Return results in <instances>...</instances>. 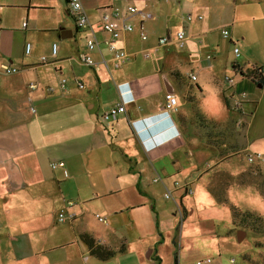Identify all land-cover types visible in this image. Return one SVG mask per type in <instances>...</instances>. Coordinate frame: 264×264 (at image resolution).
I'll list each match as a JSON object with an SVG mask.
<instances>
[{
	"label": "crops",
	"instance_id": "crops-1",
	"mask_svg": "<svg viewBox=\"0 0 264 264\" xmlns=\"http://www.w3.org/2000/svg\"><path fill=\"white\" fill-rule=\"evenodd\" d=\"M64 1L67 17L43 26L35 22L33 15L34 10L44 9L36 5L45 4L34 0H0V264H161L152 249L147 261L137 257L133 262L124 253L118 254L124 248L119 252L105 236H99L89 228L82 220L85 214L79 202L69 199L74 204L66 207L71 190L76 187L78 193L81 181L86 179L93 188V195L97 196V177L111 174L117 181L128 180L124 185L120 184L121 188H130L143 176L168 179L177 174L187 175L190 166L185 163L200 157L203 148L208 151V159L216 158L214 148L218 147L207 148L206 142L212 135L211 140H215V132L219 130L225 143L230 139L240 146L241 142L240 150L249 151L247 129L241 131L242 141L240 136L236 138L232 131L225 129L232 119L242 120V110L251 102L246 100L241 108L230 109L226 100L231 102L233 86H223L217 77L216 91L211 95L204 93L203 85L197 82L198 77L194 82L188 78L190 73L196 76L197 73L193 68L183 69L184 64L191 66L189 57L184 56L191 55V50L180 52L186 48L189 39L186 31L183 48L177 46L176 36L174 38L167 31L165 36L170 37L167 45L133 49L126 42L129 33L137 31L139 36V22L134 20V30L123 32L115 40L130 58L121 63L114 60L105 42L110 36L99 27L102 10L112 6L125 9L128 4H135L140 11L153 9V16L143 22L145 30L147 22L159 16L162 22L167 19L155 4L156 0H80L91 23L86 30L76 28ZM208 4L209 0H197L191 10L195 16L186 17L187 22H198L195 29L199 34L209 30L206 24L200 23L201 12ZM223 9L228 14L224 26L230 28L231 34L250 52V47L253 49L264 37V0H223ZM58 27L62 29L61 35L71 31L72 35L68 36L71 37L74 32H83L89 33L86 40L95 38L97 41V46L90 51L92 66L81 60L88 49L85 47L82 52L78 49L80 61L93 74L86 91L85 83L77 76L73 77L72 85L67 80L63 83L56 80L70 56L64 52L59 56V46L56 56H52L51 46L55 40L47 54L33 53V47L29 55L24 52L32 32L49 30L58 34ZM19 39L21 52H17ZM148 39L149 35L146 40H141ZM229 39L233 41V36ZM43 56L46 60H42ZM138 56L147 60L145 64L137 63ZM242 59L239 65L243 68L247 63L260 66L253 55H245ZM224 61L221 56L207 55L201 68H215ZM5 65L18 70L7 73ZM238 75L236 93L246 92V98L257 104L249 95L264 84L259 86ZM33 82L36 87L31 89L28 85ZM46 86H52L53 90L47 91ZM126 91L125 98L133 96L126 111L116 120H102L100 115L119 104L121 94ZM166 92L177 98V107L170 110V118L162 114L169 115L165 112ZM97 106L103 109L99 115L93 112ZM133 121H138L135 127L142 131L146 140L149 138V144L158 146L156 149L147 151L144 148ZM59 161L64 167H51V163ZM189 194H193V190ZM62 208L73 214L65 222L57 220ZM99 217L101 223L108 222ZM83 232L114 249V256L107 260L92 256L79 238Z\"/></svg>",
	"mask_w": 264,
	"mask_h": 264
},
{
	"label": "rangeland",
	"instance_id": "rangeland-1",
	"mask_svg": "<svg viewBox=\"0 0 264 264\" xmlns=\"http://www.w3.org/2000/svg\"><path fill=\"white\" fill-rule=\"evenodd\" d=\"M34 2L45 4L36 5L44 9L34 10L33 18L35 17L38 24L45 26L51 21L59 22L67 17L64 0ZM196 3L197 0H156L155 4L167 19L162 22L159 16L145 24V32L149 35L147 41L142 42L137 31H134L127 35L126 44L133 49L156 46L158 38L165 36L167 31L175 38L179 30L185 29L189 39L186 41V48L180 52L189 53L191 50V55H184L189 57L191 66L184 64L183 69H194L198 77L197 82L203 85L206 94L215 93L217 77L223 86L228 85L224 80L225 76H232L238 81L239 70L234 71L233 64L239 65L245 55L255 57L262 66L264 75V37H261L253 49L250 47V52L245 50L240 44L241 40L231 34L230 28L224 26L228 14L223 9V0H209L206 10L201 12L203 19L200 22L206 24L209 30L206 34H199L195 29L198 22L186 20L190 14L195 16L191 10ZM70 24L74 30L72 21ZM223 28L229 31V37L233 36L234 42L222 35ZM58 32L55 34L49 30L35 31L28 42L33 45V53L47 54V49H50L52 41L55 40L59 46V56L63 52L70 56L64 63L63 70L58 72L56 80H67V83L72 85L73 77L77 76L85 83L86 91L93 74L80 61L78 49L82 52L87 48L85 37H88L89 33L74 32L71 37H62L60 27ZM161 34L163 36H160ZM235 47L239 50V56L234 53ZM21 48L22 42L19 39L17 52H21ZM207 55L221 56L225 61L215 68L202 69ZM146 61L141 56L137 57V63L145 64ZM239 68L247 69L240 65ZM249 97L255 98L257 104H252V100L245 97L244 100L251 103L245 105L246 101L242 102L241 106L245 105L241 113L242 120L232 119L225 129L232 131L236 138L242 134L241 131L247 129L249 151L240 150V141V146L232 143L230 139L225 143L219 135V130L215 132V140H211L212 135L208 143L206 142L207 148L218 147L214 148L216 158L208 159V151L203 148L200 157L191 158L185 163L190 166L187 175L177 174L168 179L143 176L130 188H121L120 184L124 185L128 181L124 178L117 181L112 174L98 176L97 196L93 195V188L83 179L82 185L79 184L81 189H78V193L75 187L67 200L79 202L85 214L82 220L87 222L89 228L99 236H105L107 242L119 252L124 248L118 254L124 253L133 262L137 257L147 261L148 252L152 249L161 259V264H174L175 257L178 264H197V261L207 259H211V263L204 264H264V234H258L240 225L235 226L228 205L218 203L215 199V196L219 195L228 203L264 220V165L249 163L246 159V154L251 152L264 155V87L256 89ZM93 112L99 115L103 109L97 106ZM249 114H253L252 118ZM240 139L242 141L243 138L240 136ZM231 140L233 141V137ZM184 185L193 190V194L183 191ZM98 216L106 218L108 222L101 223ZM115 218L116 221L113 222ZM238 231H244V234L240 233V241L237 238Z\"/></svg>",
	"mask_w": 264,
	"mask_h": 264
},
{
	"label": "built area",
	"instance_id": "built-area-1",
	"mask_svg": "<svg viewBox=\"0 0 264 264\" xmlns=\"http://www.w3.org/2000/svg\"><path fill=\"white\" fill-rule=\"evenodd\" d=\"M67 2V7L69 10V13L74 19V23L77 29L79 30H86L91 26V23L85 14L81 1L80 0H66ZM153 12H155L153 9L147 10V11H140L138 7L135 4H128L125 9H122L119 6H112V7H106L105 9L102 10L100 21H99V27L100 29L107 33L110 36V39L105 41L109 47V49L112 51L114 60L117 63H121L125 60H128L130 58L129 54L122 48H119L115 44V40L121 36L123 32H131L134 30L135 25H134V20L139 22V36L142 40H146L148 38L147 33L144 30L143 27V22L145 20L150 19L153 16ZM188 19H191V16L189 15L187 17ZM24 26H26V23H24ZM222 34L224 37H229V31L227 29H222ZM185 37L186 33L184 29L179 30L176 33V44L179 48H183L185 46ZM170 37L168 36H163L159 37L157 40L158 46H165L169 43ZM87 42V49L88 51L82 55V62L87 65V66H92L93 60L92 56L90 55V51L93 50L97 46V41L95 38H88L86 40ZM32 49L31 43L27 42L24 47V52L26 55H29ZM58 51V46L56 43H53L51 46V53L52 56H56ZM234 52L236 55H238L239 50L237 47L234 48ZM147 55L146 57H148ZM42 60H46V57L43 56ZM5 71L7 73H14L17 72V68L15 67H10L5 65L4 66ZM188 78L191 81H196L197 76L193 73H190L188 75ZM224 80L228 83L230 87H234V92L231 96V109H239L241 108L242 102H245L244 98L246 97V92H241V93H236V85L237 81L234 80L232 76H225ZM64 81H62L63 83ZM29 88L34 89L36 87V84L30 83ZM45 89L47 91H52L53 88L52 86H46ZM129 92H131L129 88ZM128 93V91L124 92L121 94V102L114 107H112L110 110L107 112L103 113L100 115V118L104 121L108 120H116L117 117L119 116L120 113H123L126 111L127 104L133 101V96L131 98H125L124 94ZM165 99L167 102V109L165 112L170 114V110H175L177 107V100L174 96V94L170 92L165 93ZM32 111H34V108H32ZM240 124V122H239ZM246 159L249 163H257L258 165H264V155L260 153H248L246 154ZM52 168L56 167H64V163L62 161L59 162H53L51 163ZM156 180V179H154ZM183 191H186V193H191L192 190L189 189L187 185H184ZM73 201L68 200L66 202V207H72L73 206ZM73 214L68 213L66 208H62L57 216V220L59 222H65L68 218H72ZM99 220H102V218H98ZM211 259H207L205 261L199 260L197 261V264H204V263H210Z\"/></svg>",
	"mask_w": 264,
	"mask_h": 264
},
{
	"label": "trees",
	"instance_id": "trees-1",
	"mask_svg": "<svg viewBox=\"0 0 264 264\" xmlns=\"http://www.w3.org/2000/svg\"><path fill=\"white\" fill-rule=\"evenodd\" d=\"M233 69L234 71H237V69L239 70V74L242 80L246 79L255 84H258L259 86H263L264 75L261 66L249 65L247 66L246 70H243L239 68L238 64L235 63L233 64ZM226 105L231 109V102L228 99L226 100ZM215 197L218 203L228 205L231 212L232 223L235 226L240 225L244 228H250L258 234H264V220L260 216L254 215L249 211L242 210L237 205L228 203L226 199H222L219 195ZM79 238L86 244L89 253L99 260H107L114 256V254L116 253L114 249L102 244L100 241L86 232L80 233ZM174 264H178L177 257H175Z\"/></svg>",
	"mask_w": 264,
	"mask_h": 264
},
{
	"label": "clouds",
	"instance_id": "clouds-1",
	"mask_svg": "<svg viewBox=\"0 0 264 264\" xmlns=\"http://www.w3.org/2000/svg\"><path fill=\"white\" fill-rule=\"evenodd\" d=\"M162 114H165L168 118L171 117V116H170L171 114H169V115H167L166 113H162ZM137 122H138V121H133V122H132V123L134 124L133 126H134L135 132H136V134H137V137L139 138V140L141 141V143L143 144L144 148H145L147 151H153V150L156 149L158 146H157V147H156V146L153 147V144H149V143L147 142V140L149 141V138H147V140H146V138L144 137L142 131L139 130L138 127H135ZM161 142H162V141H161Z\"/></svg>",
	"mask_w": 264,
	"mask_h": 264
},
{
	"label": "water",
	"instance_id": "water-1",
	"mask_svg": "<svg viewBox=\"0 0 264 264\" xmlns=\"http://www.w3.org/2000/svg\"><path fill=\"white\" fill-rule=\"evenodd\" d=\"M63 37H68V36H70V35H72V32L71 31H66V33L64 32L63 34ZM152 140H154V137L152 138ZM241 232H243V234H244V231H238L237 233V238H238V240L240 241L241 240V237H240V233Z\"/></svg>",
	"mask_w": 264,
	"mask_h": 264
}]
</instances>
